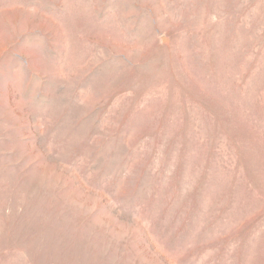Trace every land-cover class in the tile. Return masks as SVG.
Wrapping results in <instances>:
<instances>
[{
    "label": "rangeland",
    "instance_id": "374dc122",
    "mask_svg": "<svg viewBox=\"0 0 264 264\" xmlns=\"http://www.w3.org/2000/svg\"><path fill=\"white\" fill-rule=\"evenodd\" d=\"M0 264H264V0H0Z\"/></svg>",
    "mask_w": 264,
    "mask_h": 264
}]
</instances>
